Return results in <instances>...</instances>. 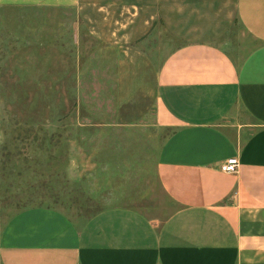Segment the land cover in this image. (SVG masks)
<instances>
[{"label": "rangeland", "instance_id": "1", "mask_svg": "<svg viewBox=\"0 0 264 264\" xmlns=\"http://www.w3.org/2000/svg\"><path fill=\"white\" fill-rule=\"evenodd\" d=\"M235 4L0 3V229L33 207L78 223L113 206L161 216L155 164L168 131L153 114L157 69L186 43L255 46Z\"/></svg>", "mask_w": 264, "mask_h": 264}, {"label": "crops", "instance_id": "2", "mask_svg": "<svg viewBox=\"0 0 264 264\" xmlns=\"http://www.w3.org/2000/svg\"><path fill=\"white\" fill-rule=\"evenodd\" d=\"M235 6L255 46L186 43L157 69L153 114L168 131L155 164L161 216L113 206L78 223L28 208L1 227L0 264H264V0ZM229 157L234 173L220 170Z\"/></svg>", "mask_w": 264, "mask_h": 264}, {"label": "built area", "instance_id": "3", "mask_svg": "<svg viewBox=\"0 0 264 264\" xmlns=\"http://www.w3.org/2000/svg\"><path fill=\"white\" fill-rule=\"evenodd\" d=\"M239 165V161L236 157H229L220 164V170L226 173L236 172Z\"/></svg>", "mask_w": 264, "mask_h": 264}]
</instances>
